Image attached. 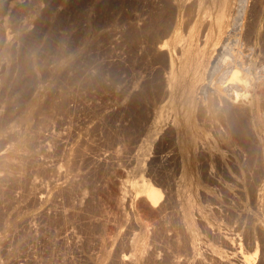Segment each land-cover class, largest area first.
Here are the masks:
<instances>
[{"label": "rangeland", "instance_id": "obj_1", "mask_svg": "<svg viewBox=\"0 0 264 264\" xmlns=\"http://www.w3.org/2000/svg\"><path fill=\"white\" fill-rule=\"evenodd\" d=\"M190 1L0 0V264H244V256L264 264V119L260 125L256 114L242 115L243 102L231 101L243 116L241 135L221 107L202 113L198 97L193 107L200 109L191 111L193 135L202 131L195 137L205 147L191 149L198 152L193 163L180 151L190 129L179 112L183 98L166 81L170 59L177 58L172 34L191 27ZM241 1L235 3L244 14L232 27L240 39L236 51L259 71L264 0ZM163 42L170 45L161 51ZM260 101L263 115L264 96ZM188 170H195L189 180ZM141 177L160 191V201L151 207L131 190ZM193 184L198 196L188 187Z\"/></svg>", "mask_w": 264, "mask_h": 264}, {"label": "bare ground", "instance_id": "obj_2", "mask_svg": "<svg viewBox=\"0 0 264 264\" xmlns=\"http://www.w3.org/2000/svg\"><path fill=\"white\" fill-rule=\"evenodd\" d=\"M237 1V0H236ZM241 0H239V2H240ZM169 2V1H168ZM191 2V4L190 3H187L188 5L190 4V6L188 7V12H189V14H190V16L191 17H189L191 20H192V22H191V27L189 28L188 26V29H186L185 31V33L184 32H181L179 29H175V31H174V33L172 34L173 35V42H174V48H175V53L177 52V58H176V60L175 59H173V58H171L170 59V68H171V70H170V73H168L169 75H167V85H168V87L167 88H170L171 90H173V91H176L177 93H178V95H180V98L182 99L183 98V102H181V104L179 105V107L180 108H182L181 109V111H179V112H181L183 115V121H186L185 123L188 125V127H189V129H190V131L189 130H186L187 132H188V135H187V138L185 137V138H183L184 136H183V133H182V129H181V127H182V124H181V127L180 128H178L179 130L178 131H180L181 130V133H180V138L179 139H182L183 138V143H180V144H182V145H180V147L181 146H183V150H182V147L180 148V151L182 152L183 151V154L186 156V158H187V160H186V158H185V160H186V162L188 161V163H193V160L195 159L194 158V156H193V152H195L194 150V148H198V146L199 145H197L198 144V140H197V138L195 137V135L198 133H195V135H193V133L196 131V126H195V123H194V121H193V114H191V111L194 113V111H195V109L194 108H197L198 106H200L201 107V111L204 109L205 111H206V114L207 113H209V114H212L211 112H213V110H215V109H217L218 107L220 108V111L223 109V112H225V114L227 115V117H229L230 119H231V121H233V123H234V128H237V130H239V128H241L242 130L244 129V128H242L241 127V124H242V121H243V119H242V121L240 120V117H243L242 115H247V114H249V116L250 115H254L255 116V114H256V120H258V121H256V122H259L260 123V125H262V122H263V116H264V114L262 115V113H261V111H260V106H262L261 104H260V100H261V98H262V96H264V69L262 68V69H260L259 71H257V69H259V68H261V67H255L254 65L253 66H251V65H249L248 66V61H244V59L246 58H243L242 56H241V54H240V51L238 50V51H236L237 50V46H239V44H240V39H238V38H236V37H234V35L236 34V32H235V34L232 32L233 30V28L232 27H234V22L236 23V21L235 20H237L238 18H237V16L240 14V16H243V15H241V14H244V13H241V6H240V3L238 4L239 6H240V8L238 9L236 6H237V4L235 3V0H191L190 1ZM242 2V1H241ZM173 3V2H172ZM186 4V5H187ZM174 5V4H173ZM172 5V6H173ZM238 6V7H239ZM242 6H244V5H242ZM256 7V6H255ZM173 9H175V8H173ZM184 9V8H183ZM245 9V8H244ZM186 10V9H185ZM241 10V11H240ZM187 11V10H186ZM244 11V10H243ZM164 12V11H163ZM255 12H257V11H255ZM254 12V13H255ZM262 12V11H261ZM169 13V12H168ZM158 14V13H157ZM172 14V13H171ZM153 15V14H152ZM151 15V16H152ZM173 15V14H172ZM176 15V14H175ZM158 16V15H157ZM162 16V15H161ZM189 16V15H188ZM165 17V16H164ZM174 17V16H173ZM176 17V16H175ZM184 17V16H183ZM182 17V18H183ZM256 17V16H255ZM259 17V16H258ZM169 18V17H168ZM237 18V19H236ZM166 19V18H165ZM190 19H188L189 21H190ZM255 19H257V18H255ZM259 19V18H258ZM156 20V19H155ZM187 20V19H186ZM170 21V20H169ZM159 22V21H158ZM172 22V21H171ZM183 22V21H182ZM241 22V21H240ZM163 23V22H162ZM161 23V24H162ZM188 23V22H187ZM238 23V22H237ZM245 23V22H244ZM157 24V23H156ZM155 24V25H156ZM159 24V23H158ZM166 24V23H165ZM168 24H170V22L168 23ZM173 24V23H172ZM174 25V24H173ZM188 25V24H187ZM243 25V24H242ZM249 25V24H248ZM178 26V25H177ZM238 26V25H237ZM185 27V26H184ZM248 27V26H247ZM146 28V27H145ZM172 28V27H171ZM238 28V27H237ZM254 28V27H253ZM158 29H159V27H158ZM163 29V28H162ZM183 29V28H182ZM185 29V28H184ZM183 29V30H184ZM234 29H236V27L234 28ZM240 29V28H239ZM245 29V28H244ZM27 30V29H26ZM151 30V29H150ZM249 30V33H250V31H251V29L249 28L248 29ZM164 31H165V29H164ZM163 31V32H164ZM253 31V30H252ZM251 31V32H252ZM162 32V31H161ZM261 32V31H260ZM165 33V32H164ZM244 33V32H243ZM253 33V32H252ZM155 34V33H154ZM247 34V33H246ZM249 35V34H248ZM262 35V34H261ZM140 36H141V34H140ZM243 36V35H242ZM250 36V35H249ZM139 37V36H138ZM163 37V36H162ZM171 37V36H170ZM247 37V36H246ZM262 37V36H261ZM147 38V37H146ZM145 38V39H146ZM250 38V37H249ZM248 38V39H249ZM253 38V37H252ZM136 39V38H135ZM141 39V38H140ZM144 39V40H145ZM151 40H152V38H150ZM149 39V40H150ZM148 40V41H149ZM161 40H163V39H161ZM243 40V39H242ZM245 40V39H244ZM159 41V40H158ZM246 42V41H245ZM244 42V43H245ZM149 43V42H148ZM152 43V42H151ZM243 43V42H242ZM155 44V43H154ZM169 44V43H168ZM168 44H167V42H163V43H161L160 44V46H158L159 47V49L161 50V51H164V50H166V48L168 47ZM251 44H252V42H251ZM170 45V44H169ZM244 45V44H243ZM247 46H249L248 44H247ZM250 47V46H249ZM148 49V48H147ZM155 49H156V47H155ZM170 49V48H169ZM245 49H246V47H245ZM244 49V50H245ZM250 49H251V47H250ZM262 49V48H261ZM157 50V49H156ZM247 50H249V49H247ZM152 52V51H151ZM242 52H243V49H242ZM248 52V51H247ZM244 53H246V52H244ZM243 53V54H244ZM151 54V53H150ZM247 54V53H246ZM256 54H257V52H256ZM259 55V54H258ZM162 56V55H161ZM163 57H164V55H163ZM260 57V56H259ZM262 58V57H261ZM260 58V59H261ZM159 59V58H158ZM164 60H165V57H164ZM167 60V59H166ZM259 61V60H258ZM262 61V60H261ZM248 62V63H247ZM156 63V62H155ZM162 63V62H161ZM258 63V62H257ZM254 64V63H253ZM262 64H263V62H262ZM262 64H260V65H262ZM247 65V66H246ZM258 65H259V63H258ZM264 66V65H263ZM262 66V67H263ZM154 69V68H153ZM154 74V73H153ZM157 74H155V76H156ZM158 76H160V75H158ZM162 76V75H161ZM153 77V76H152ZM165 77V76H164ZM155 78V77H154ZM159 78V77H158ZM165 79H166V77H165ZM162 82H163V79H162ZM154 85V84H153ZM155 85H156V83H155ZM166 85V84H165ZM209 85H211V87L213 88V90H211V89H209L208 88V86ZM159 87V86H158ZM162 87V86H161ZM164 88H165V86H164ZM156 90V89H155ZM158 90V89H157ZM165 90V89H164ZM167 91H168V89H167ZM166 91V92H167ZM158 93V92H157ZM144 94V93H143ZM163 94V93H162ZM177 95V94H176ZM139 96V95H138ZM142 96V95H141ZM159 96V95H158ZM199 97V99H200V104L198 103L199 101V99L197 100V98ZM165 98V97H164ZM177 98V97H176ZM232 100H231V99ZM133 99V98H132ZM136 100V99H135ZM138 100V99H137ZM196 100H197V102H196ZM238 100V101H241V103L243 102L244 103V105H245V111L247 112L246 114H242L241 112V116H239L240 115V113H238L237 111H238V109H237V111L235 110V111H233V107H231V101H234V103L236 104V101ZM148 101V100H147ZM179 101V100H178ZM134 102V101H133ZM143 102V101H142ZM194 102L196 103V105H197V103H198V106H196V107H193V105H195L194 104ZM242 103V104H243ZM263 103V102H262ZM135 104H137V101H136V103ZM134 104V105H135ZM147 104H149V103H147ZM169 104V103H168ZM167 104V105H168ZM178 104V103H177ZM237 104H239V102L237 103ZM242 104H239V106L240 105H242ZM177 106V105H176ZM130 107V106H129ZM145 107H146V105H145ZM162 107V106H161ZM200 107H198L199 109H200ZM236 107V106H235ZM131 108V107H130ZM147 108V107H146ZM180 108L179 109H177V110H180ZM236 108H239L238 106L236 107ZM241 108V107H240ZM239 108V109H240ZM139 109V108H138ZM141 109H142V107H141ZM153 109V108H152ZM132 110V109H131ZM133 110H134V108H133ZM176 110V109H175ZM174 110V111H175ZM194 110V111H193ZM204 110L202 111V113L204 112ZM127 111H129V110H127ZM139 111H144L143 109L142 110H139ZM157 111V110H156ZM198 111V110H197ZM200 111V110H199ZM244 110H243V112H245ZM154 112V111H153ZM169 112V111H168ZM222 112V113H223ZM134 113H135V111H134ZM146 113V112H145ZM162 113V112H161ZM170 113V112H169ZM199 113H201V112H199ZM216 114H217V112H215ZM214 113V114H215ZM263 113H264V111H263ZM129 114V113H128ZM140 115V114H138L137 113V111H136V113L134 114V115ZM156 114V113H155ZM176 114V113H175ZM177 114H178V112H177ZM177 114H176V116H177ZM196 114V113H195ZM208 114V115H209ZM213 114V115H214ZM220 114V113H219ZM119 115V114H118ZM121 115V114H120ZM127 115V114H126ZM131 115V114H130ZM136 115V116H137ZM146 115V114H145ZM148 115V114H147ZM152 115V114H151ZM198 115H200V114H198ZM202 115V114H201ZM223 115H224V113L222 114V117H223ZM132 116V115H131ZM142 116V115H141ZM144 116V115H143ZM142 116V117H143ZM181 116V115H180ZM207 116V115H206ZM205 116V117H206ZM210 116H212V115H209V117ZM221 116V115H220ZM156 117V116H155ZM154 117V118H155ZM165 117V116H164ZM179 117V116H178ZM203 117V116H202ZM208 117V116H207ZM215 117V116H214ZM217 117V116H216ZM221 117V118H222ZM226 117V116H225ZM225 117L223 118V120L225 119ZM247 117V116H246ZM133 118V117H132ZM135 118V117H134ZM145 118V117H144ZM149 118V117H148ZM153 118V119H154ZM169 118V117H168ZM204 118V117H203ZM220 118V117H219ZM249 118V117H248ZM247 118V119H248ZM250 118H251V116H250ZM249 118V119H250ZM254 118V117H253ZM138 119H140L139 117H138ZM170 119V118H169ZM207 119V118H206ZM212 119H213V117H212ZM117 120V119H116ZM121 120V119H120ZM126 120V119H125ZM155 120V119H154ZM168 120V119H167ZM197 120H198V118H197ZM209 120H210V118H209ZM216 120V119H215ZM222 120V119H221ZM220 119H219V121H221ZM229 120V119H228ZM253 120V119H252ZM128 121V120H127ZM152 121V120H151ZM159 121V120H158ZM173 121V120H172ZM174 121H175V119H174ZM177 121H179V120H177ZM212 121V120H211ZM244 121H245V119H244ZM249 121V120H248ZM247 121V122H248ZM254 121V120H253ZM116 122V121H115ZM136 122V121H135ZM140 122V121H139ZM149 122V121H148ZM155 122V121H154ZM197 122H199V121H197ZM205 122V121H204ZM203 122V123H204ZM215 122V121H214ZM224 122V121H223ZM256 122H254V123H252V124H255ZM134 123V122H133ZM137 123V122H136ZM141 123V122H140ZM157 123V122H156ZM161 123V122H160ZM175 123V122H174ZM173 123V124H174ZM179 123H180V121H179ZM179 123H176V125L175 126H177V124H179ZM219 123V122H218ZM217 123V124H218ZM226 122H224V124H225ZM232 123V122H231ZM232 123V124H233ZM245 123H246V121H245ZM244 123V124H245ZM135 124V123H134ZM199 124V123H198ZM201 124V123H200ZM206 124H208V123H206ZM215 124V123H214ZM223 124V123H222ZM221 123H220V125H222ZM227 124V123H226ZM243 124V125H244ZM249 124V123H248ZM250 124H251V122H250ZM264 124V123H263ZM118 125V124H117ZM138 125V124H137ZM145 125V124H144ZM152 125H153V123H152ZM170 125V124H169ZM171 125H172V123H171ZM174 125L172 126V127H174ZM187 125H186V127H187ZM203 125V124H202ZM213 125V124H212ZM211 125V127L210 128H212L213 126ZM246 125V124H245ZM256 125H257V123H256ZM154 126V125H153ZM156 126V125H155ZM255 126V125H254ZM259 126V125H258ZM257 126V127H258ZM111 127V126H110ZM147 127V126H146ZM152 127V126H151ZM169 127V126H168ZM171 127V126H170ZM184 127V126H183ZM198 127H200V126H198ZM216 127V126H215ZM214 127V128H215ZM217 127H218V125H217ZM230 127V126H229ZM251 127V126H250ZM253 127V126H252ZM256 127V126H255ZM261 127V126H260ZM259 127V128H260ZM264 127V126H263ZM112 128V127H111ZM123 128V127H122ZM128 128V127H127ZM135 128V127H134ZM158 128V127H157ZM164 128V127H163ZM176 128V129H177ZM201 128V130H202V127H200ZM204 128V127H203ZM213 128V129H214ZM222 128V127H221ZM225 128V127H224ZM232 128V127H231ZM233 128V129H234ZM249 128V127H248ZM131 129V128H130ZM173 129H175V128H173ZM223 129V128H222ZM230 129V128H229ZM246 129V128H245ZM250 129V128H249ZM249 129H246V130H249ZM105 130V129H104ZM132 130V129H131ZM130 130V131H131ZM136 130V129H135ZM134 130V131H135ZM139 130V129H138ZM165 130V129H164ZM198 130V129H197ZM200 130V131H201ZM209 130V129H208ZM105 131H107V129L105 130ZM110 131V130H109ZM166 131V130H165ZM170 131V130H169ZM183 131H185V130H183ZM203 131H204V129H203ZM206 131V130H205ZM211 131V129L209 130V132ZM218 131V130H217ZM223 131V130H222ZM240 131V130H239ZM244 131V130H243ZM249 131H251V129L249 130ZM254 131V130H253ZM253 131H251L252 133H253ZM96 132V131H95ZM122 132V131H121ZM137 132V131H136ZM135 132V133H136ZM151 132V131H150ZM215 132V131H214ZM241 133H242V131H240ZM239 132V133H240ZM114 133V132H113ZM123 133V132H122ZM128 133V132H127ZM131 133V132H130ZM154 133V132H153ZM157 133H159V132H157ZM161 133V132H160ZM164 133V132H163ZM175 133H176V130H175ZM200 133V132H199ZM198 133V134H199ZM201 133H202V131H201ZM200 133V134H201ZM211 133H212V131H211ZM217 133V132H216ZM244 133V132H243ZM243 133L241 134V135H243ZM260 133V132H259ZM112 134V133H111ZM138 134V133H137ZM142 134V133H141ZM152 134V133H151ZM173 134V133H172ZM198 134L196 135V136H198ZM214 134V133H213ZM212 134V135H213ZM218 134V133H217ZM245 134V133H244ZM254 134V133H253ZM109 135V134H108ZM144 135V134H143ZM163 135V134H162ZM167 135V134H166ZM165 135V136H166ZM177 135H178V133H177ZM186 135V134H185ZM252 135V134H251ZM251 135H249V136H251ZM127 136V135H126ZM139 136H141V135H139ZM147 136V135H146ZM154 136V135H153ZM171 136V135H170ZM169 136V137H170ZM173 136V135H172ZM202 136V135H201ZM205 136H207L206 134H205ZM215 136V135H214ZM218 136V135H217ZM220 136H223V135H220ZM229 136H231V135H229ZM238 136V135H237ZM240 136V135H239ZM246 136H248L247 134H246ZM107 137V136H106ZM133 137V136H132ZM142 137V136H141ZM163 137V136H162ZM204 137V136H203ZM223 137H225V136H223ZM130 138V137H129ZM135 138V137H134ZM140 138V137H139ZM172 138V137H171ZM198 138H200L199 136H198ZM215 138V137H214ZM221 138V137H220ZM226 138V137H225ZM258 138V137H257ZM105 139V138H104ZM133 139V138H132ZM144 139V138H143ZM149 139V138H148ZM161 139V138H160ZM169 139V138H168ZM178 139V138H177ZM178 139V140H179ZM206 139H207V137H206ZM217 139V138H216ZM218 139H219V137H218ZM246 139H247V137H245V140H244V137H243V140L244 141H246ZM108 140V139H107ZM111 140V139H110ZM109 140V141H110ZM123 140V139H122ZM156 140V139H155ZM166 139H164V141H165ZM209 140H210V138H209ZM221 139H219V141H220ZM248 141H249V139H247ZM138 141V140H137ZM147 141H149V140H147ZM153 141V140H152ZM160 141V140H159ZM180 141V142H181ZM213 141V140H212ZM251 141V140H250ZM100 142V141H99ZM105 142V141H104ZM161 142H162V140H161ZM200 142V141H199ZM202 142V141H201ZM200 142V143H201ZM215 142H217V141H215ZM222 142H224V141H222ZM247 142V141H246ZM258 142V141H257ZM133 143V142H132ZM145 143V142H144ZM159 143V142H158ZM229 143V142H228ZM245 143V142H244ZM256 143V142H255ZM259 143V142H258ZM115 143H113V145H114ZM137 144V143H136ZM157 144V143H156ZM162 144V143H161ZM160 144V145H161ZM170 144V143H169ZM173 144V143H172ZM212 144H214V143H212ZM246 144H248V142L246 143ZM100 145V144H99ZM111 145V144H110ZM125 145V144H124ZM159 145V146H160ZM171 145V144H170ZM175 145V144H174ZM196 145H197V147H196ZM204 147H205V145L204 144H202ZM201 145V147H203ZM220 145V144H219ZM218 145V146H219ZM129 146V145H128ZM135 146V145H134ZM153 146V145H152ZM214 147L216 146V145H213ZM247 146V145H246ZM104 147V146H103ZM102 147V148H103ZM121 147V146H120ZM143 147V146H142ZM147 147V146H146ZM149 147V146H148ZM165 147V146H164ZM175 147V146H174ZM201 147L199 146V148H200V150H201ZM214 147H212V148H214ZM220 147V146H219ZM221 147H222V145H221ZM230 147H231V145H230ZM235 147V146H234ZM252 147V146H251ZM105 148H106V146H105ZM198 148V149H199ZM254 148V147H253ZM252 148V149H253ZM258 148V147H257ZM110 149V148H109ZM113 149V148H112ZM121 149V148H120ZM125 149V148H124ZM137 149V148H136ZM146 149V148H145ZM154 149H156V148H154ZM171 149H172V147H171ZM174 149V148H173ZM191 149H194L193 151L191 150ZM205 149V148H204ZM207 149V148H206ZM222 149V148H221ZM234 149V148H233ZM264 149V148H263ZM115 150V149H114ZM162 150V149H161ZM164 150H166V149H164ZM227 150V149H226ZM231 150V149H230ZM113 151V150H112ZM119 151V150H118ZM125 151V150H124ZM131 151V150H130ZM144 151H146V150H144ZM150 150L148 149V152H149ZM192 151V152H191ZM198 151V150H197ZM202 151V150H201ZM208 151V150H207ZM213 151V150H212ZM216 151V150H215ZM222 151V150H221ZM234 151V150H233ZM244 151V150H243ZM247 151V150H246ZM126 152V151H125ZM143 152V151H142ZM152 152V151H151ZM168 152H170V151H168ZM176 152V151H175ZM204 152V151H203ZM114 153V152H113ZM121 153H123V151L121 152ZM154 153V152H153ZM196 153V152H195ZM198 153V152H197ZM196 153V154H197ZM202 153V152H201ZM206 153H208V152H206ZM205 153V154H206ZM155 154V153H154ZM204 154V153H203ZM211 154H213V153H211ZM210 154V155H211ZM216 154V153H215ZM222 154V153H221ZM232 154V153H231ZM238 154H240V153H238ZM257 154V153H256ZM116 155V154H115ZM118 155V154H117ZM135 155V154H134ZM163 155V154H162ZM165 155V154H164ZM167 155V154H166ZM210 155H208V156H210ZM227 155V154H226ZM234 155H236V154H234ZM113 156V155H112ZM119 156H121V155H119ZM154 156V155H153ZM174 156V155H173ZM196 156V155H195ZM200 156H202V155H200ZM204 156V155H203ZM206 156V155H205ZM207 156V157H208ZM218 156V155H217ZM227 156H229V155H227ZM242 156V155H241ZM132 157V156H131ZM144 157V156H143ZM156 157V156H155ZM197 157V156H196ZM207 157H205V158H207ZM211 157H215V156H211ZM231 157H233V156H231ZM249 157V156H248ZM252 157V156H251ZM124 158V157H123ZM141 158V157H140ZM176 158V157H175ZM218 157H216V159H217ZM242 158V157H241ZM136 159V158H135ZM138 159V158H137ZM157 159V158H156ZM180 159V158H179ZM199 159V158H198ZM203 159V158H202ZM208 159V158H207ZM219 159V158H218ZM218 159H217V161H218ZM226 159V158H225ZM233 159V158H232ZM250 159V158H249ZM121 160V159H120ZM123 160H125V159H123ZM128 160V159H127ZM126 160V161H127ZM131 160H134V158L133 159H131ZM151 160V159H150ZM162 160V159H161ZM165 160V159H164ZM184 160V161H185ZM205 160V159H204ZM214 160V159H213ZM236 160V159H235ZM255 160V159H254ZM155 161V160H154ZM168 161V160H167ZM196 161H198V160H196ZM195 161V162H196ZM216 161V162H217ZM225 161V160H224ZM234 161V160H233ZM239 161V160H238ZM242 161V160H241ZM252 161V160H251ZM256 161V160H255ZM119 162V161H118ZM137 162V161H136ZM173 162V161H172ZM175 162V161H174ZM211 162H213V161H211ZM215 162V163H216ZM229 162V161H228ZM257 162V161H256ZM262 162V161H261ZM133 163V162H132ZM148 163H150V162H148ZM156 163V162H155ZM161 163H162V161H161ZM179 163V162H178ZM199 163V162H198ZM207 163V162H206ZM214 163V162H213ZM214 163V164H215ZM242 163V162H241ZM251 163V162H250ZM117 164V163H116ZM131 164V163H130ZM196 164V163H195ZM194 164V165H195ZM237 164V163H236ZM252 164V163H251ZM255 164V163H254ZM149 165V164H148ZM161 165V164H160ZM176 165V164H175ZM174 165V166H175ZM185 165V164H184ZM188 165V164H187ZM198 165V164H197ZM203 165V164H202ZM117 166V165H116ZM162 166H164V165H162ZM166 166V165H165ZM180 166V165H179ZM192 166V165H191ZM217 166V165H216ZM231 166V165H230ZM245 166V165H244ZM247 166V165H246ZM248 166H249V164H248ZM131 167V166H130ZM147 167V166H146ZM157 167V166H156ZM182 167V166H181ZM198 167V166H197ZM203 167V166H202ZM205 167V166H204ZM210 167V166H209ZM212 167V166H211ZM218 167V166H217ZM132 168V167H131ZM143 168V167H142ZM162 168V167H161ZM165 168V167H164ZM186 168H187V166H186ZM191 168V167H190ZM207 168V167H206ZM216 168V167H215ZM223 168V167H222ZM229 168V167H228ZM249 168V167H248ZM252 168V167H251ZM254 168H255V166H254ZM264 168V167H263ZM148 169V168H147ZM176 169V168H175ZM179 169V168H178ZM195 169H197V168H195ZM259 169H261V168H259ZM117 170V169H116ZM115 170V171H116ZM125 170H126V168H125ZM143 170V169H142ZM149 170V169H148ZM159 170V169H158ZM187 170V169H186ZM191 170H193V168H191ZM201 170H202V168H201ZM210 170V169H209ZM228 170V169H227ZM231 170V169H230ZM240 170V169H239ZM247 170V169H246ZM249 170V169H248ZM255 170V169H254ZM257 170V169H256ZM121 171V170H120ZM157 171V170H156ZM166 171V170H165ZM184 171V170H183ZM189 171V170H188ZM195 171V170H194ZM194 171H192L191 173H193ZM198 171V170H197ZM197 171H196V175H198L197 174ZM206 171V170H205ZM138 172V171H137ZM178 172H180V171H178ZM209 172V171H208ZM214 171H212V173H213ZM228 172V171H227ZM253 172V171H252ZM262 172H264V170L262 171ZM136 173V172H135ZM134 173V174H135ZM189 173H190V171H189ZM191 173L189 174V175H187L188 174V172L186 171V173H184V176H188V177H186L188 180L189 179H191L192 177H191ZM205 173H207V172H205ZM243 173H245V172H243ZM251 173V172H250ZM186 174V175H185ZM200 174V173H199ZM208 174V173H207ZM218 174V173H217ZM224 174V173H223ZM241 174V173H240ZM257 174V173H256ZM262 174H264V173H262ZM115 175V174H114ZM128 175V174H127ZM131 175V174H130ZM138 175V174H137ZM148 175H149V173H148ZM154 175V174H153ZM178 175V177H180L179 176V174H177ZM183 175V174H182ZM181 175V177H183L184 178V176H182ZM204 175V174H203ZM215 175V174H214ZM253 175H255V174H253ZM118 176V175H117ZM119 176H120V174H119ZM129 176V175H128ZM168 176V175H167ZM192 176H195V173H194V175L192 174ZM209 176H211V175H209ZM239 176V175H238ZM250 176V175H249ZM257 176V175H256ZM260 176H261V174H260ZM153 177V176H152ZM164 177V176H163ZM162 177V178H163ZM171 177H172V175H171ZM189 177H191V178H189ZM235 177H236V175H235ZM247 177V176H246ZM255 177V176H254ZM263 177V176H262ZM115 178V177H114ZM150 178H151V176H150ZM156 178V177H155ZM168 178V177H167ZM173 178V177H172ZM194 178V177H193ZM203 178H205V177H203ZM203 178H201L200 177V179L202 180ZM214 178V177H213ZM216 178V177H215ZM221 178V177H220ZM225 178H227V177H225ZM256 178V177H255ZM157 179V178H156ZM173 179H175V178H173ZM198 179V178H197ZM228 179H229V177H228ZM239 179V178H238ZM246 179V178H245ZM254 179V178H253ZM116 180V179H115ZM122 181H123V179H121ZM125 180V179H124ZM166 180V179H165ZM164 180V181H165ZM183 180H186V179H183ZM183 180H182V184L184 183V182H187V180L186 181H184L183 182ZM193 180V179H192ZM190 180V184L192 185V183H194L195 182V180ZM220 180V179H219ZM232 180V179H231ZM235 180V179H234ZM262 180V179H261ZM264 180V179H263ZM152 181V180H151ZM160 181V180H159ZM175 181H176V179H175ZM200 181V180H199ZM208 181V180H207ZM211 181V180H210ZM217 181V180H216ZM236 181V180H235ZM239 181V180H238ZM257 181V180H256ZM260 181V180H259ZM109 182V181H108ZM115 182V181H114ZM156 182V181H155ZM171 182V181H170ZM192 182V183H191ZM201 182V181H200ZM107 183V182H106ZM112 183H113V181H112ZM125 183V182H124ZM162 183V182H161ZM218 183V182H217ZM246 183V182H245ZM252 183V182H251ZM123 184V183H122ZM154 184V183H153ZM166 184H167V182H166ZM173 184V183H172ZM195 185H196V182L194 183ZM194 184H193V186H188V187H190V189L195 193V195H196V193L198 192V191H196V190H198L197 188H198V186L196 187V190H193L192 189V187H194ZM205 184V183H204ZM104 185V184H103ZM112 185V184H111ZM158 185V184H157ZM175 185V184H174ZM188 185V184H187ZM201 185V184H200ZM210 185V184H209ZM214 185H215V183H214ZM102 186V185H101ZM165 186V185H164ZM176 186V185H175ZM181 186V185H180ZM179 186V187H180ZM182 186H184L185 187V183H184V185H182ZM257 186V185H256ZM262 187H263V185H261ZM128 187V186H127ZM130 187V186H129ZM162 187V186H161ZM178 187V186H177ZM183 187V188H184ZM200 187V186H199ZM255 187V186H254ZM257 187H259V186H257ZM101 188V187H100ZM109 188V187H108ZM113 188V187H112ZM164 188V187H163ZM167 188V187H166ZM181 188V187H180ZM203 188V187H202ZM209 188V187H208ZM220 188V187H219ZM128 189V188H127ZM179 189V188H178ZM185 189V188H184ZM195 189V188H194ZM200 189V188H199ZM204 189V188H203ZM203 189H200V191H203ZM215 189V188H214ZM254 189V188H253ZM257 189V188H256ZM258 189H260V188H258ZM263 189V188H262ZM131 190H134V194H136L135 196L136 197H139V198H142V200L144 201V203H146L147 204V207H151V205H153V204H155V203H157L158 202V200L160 199V197H161V195H160V191L157 189V188H155L153 185H152V183L150 182V180H148V179H145V178H143V177H141V178H139V180L138 181H136L135 183H132L131 184ZM161 190V189H160ZM174 190V189H173ZM180 190V189H179ZM186 190V189H185ZM188 190H189V188H188ZM190 190V193L192 192ZM252 190V189H251ZM264 190V189H263ZM113 191V190H112ZM119 191V190H118ZM164 191H165V189H164ZM175 191V190H174ZM199 191V192H200ZM250 191V190H249ZM255 191V190H254ZM260 191V190H259ZM259 191H257V192H259ZM111 192V191H110ZM116 192V191H115ZM170 192V191H169ZM177 192V191H176ZM182 192H184L183 190H182ZM204 192H206L205 190H204ZM215 192V191H214ZM253 192V191H252ZM264 192V191H263ZM128 193H130V192H128ZM166 193H168V192H166ZM190 193H188L187 194V196L190 194ZM115 194V193H114ZM132 194V193H131ZM186 194V193H185ZM193 194V193H192ZM198 194V193H197ZM201 194V193H200ZM206 194V193H205ZM257 194V193H256ZM259 194V193H258ZM257 194V195H258ZM261 195V201H260V204L262 203V199H263V201H264V194H262V193H260ZM113 195V194H112ZM122 195V194H121ZM168 195V194H167ZM176 195V194H175ZM181 195H183V194H181ZM215 194H213V196H214ZM103 196V195H102ZM110 196V195H109ZM114 196V195H113ZM117 196V195H116ZM127 196V195H126ZM134 196V195H133ZM165 196V195H164ZM190 196V195H189ZM196 196H198V195H196ZM205 196H207V195H205ZM254 196V195H253ZM103 197H105V196H103ZM124 197V196H123ZM129 197V196H128ZM166 197V196H165ZM169 197V196H168ZM184 197H186V196H183V198ZM255 197V196H254ZM111 198V197H110ZM127 198V197H126ZM172 198V197H171ZM170 198V199H171ZM193 198V197H192ZM200 198V197H199ZM205 198V197H204ZM252 198V197H251ZM104 199V198H103ZM113 199V198H112ZM122 199V198H121ZM189 199V198H188ZM190 199H191V197H190ZM190 199H189V202H191L190 201ZM194 199V198H193ZM196 200H197V198H195ZM194 199V200H195ZM206 199V198H205ZM209 199V198H208ZM259 199V198H258ZM258 199H257V201H258ZM136 200H137V198H136ZM139 200V199H138ZM137 200V201H138ZM163 200V199H162ZM166 200V199H165ZM196 200H195V202H196ZM203 200V199H202ZM252 200H253V198H252ZM255 200V199H254ZM260 200V199H259ZM133 201V200H132ZM160 201V200H159ZM173 201H174V199H173ZM177 201V200H176ZM107 202V201H106ZM122 202V201H121ZM127 202V201H126ZM135 202V201H134ZM140 202V201H139ZM168 202V201H167ZM195 202H194V204H195ZM116 203V202H115ZM161 203H163V201L161 202ZM166 203V202H165ZM186 203H188V202H186ZM203 203V202H202ZM205 203V202H204ZM208 203V202H207ZM207 203H205V204H207ZM160 204V203H159ZM173 204V203H172ZM171 204V205H172ZM199 204H201L200 202H199ZM263 204V203H262ZM136 205H137V203H136ZM139 205V204H138ZM148 205H150V206H148ZM253 205H254V203H253ZM259 205V204H258ZM95 206V205H94ZM120 206V205H119ZM140 206V205H139ZM144 206H146V205H144ZM162 206V205H161ZM167 206V205H166ZM169 206V205H168ZM174 206H175V204H174ZM186 206V205H185ZM190 206H191V204H190ZM202 206V205H201ZM263 206H264V204H263ZM93 207V206H92ZM129 207V206H128ZM136 207V206H135ZM156 207H157V205H156ZM184 207V206H183ZM192 208L194 207V206H191ZM190 207V208H191ZM205 207V206H204ZM97 208V207H96ZM143 209H145L144 207H142ZM153 208H154V206H153ZM181 208V207H180ZM196 208V207H195ZM205 208H207V207H205ZM147 209V208H146ZM152 209V208H151ZM185 209V208H184ZM183 209V210H184ZM199 209V208H198ZM244 209V208H243ZM256 209V208H255ZM254 209V210H255ZM126 210H128V209H126ZM129 210H130V208H129ZM137 210H138V208H137ZM142 210V209H141ZM154 210V209H153ZM160 210V209H159ZM158 210V211H159ZM166 210V209H165ZM168 210V209H167ZM190 211H191V209H189ZM195 210H197V208L195 209ZM194 210V211H195ZM202 210V209H201ZM204 210V209H203ZM94 211V210H93ZM148 211V210H147ZM162 211V210H161ZM185 211V210H184ZM187 211V210H186ZM199 211V210H198ZM206 211V210H205ZM84 212V211H83ZM91 212V211H90ZM131 212V211H130ZM138 212V211H137ZM156 212V211H155ZM197 212V211H196ZM92 213V212H91ZM97 213V212H96ZM191 213H193V211L191 212ZM152 214V213H151ZM150 214V215H151ZM156 214H158V213H156ZM183 214H184V212H183ZM194 214V213H193ZM192 214V215H193ZM261 214V213H260ZM142 215V214H141ZM145 215V214H144ZM148 215V214H147ZM187 215V214H186ZM191 215V216H192ZM196 216H197V214H196ZM204 216V215H203ZM149 217V216H148ZM154 217V216H153ZM187 217L189 218V216L187 215ZM193 218H194V216H193ZM32 219V218H31ZM142 219V218H141ZM157 219V218H156ZM165 219V218H164ZM251 219V218H250ZM256 219H258V218H256ZM188 220V219H187ZM186 220V222H188ZM192 220V219H191ZM85 221V220H84ZM258 221V220H257ZM82 222V221H81ZM159 222V221H158ZM31 223H32V221H31ZM85 223V222H84ZM151 223V222H150ZM208 223V222H207ZM243 223V222H242ZM25 224V223H24ZM149 224V223H148ZM155 224V223H154ZM182 224V223H181ZM188 224V223H187ZM191 224V223H190ZM14 225V224H13ZM29 225V224H28ZM183 225V224H182ZM255 225V224H254ZM149 226V225H148ZM180 226V225H179ZM144 227V226H143ZM147 227V226H146ZM145 227V228H146ZM157 227V226H156ZM182 227V226H181ZM187 227V226H186ZM257 227H258V225H257ZM149 228V227H148ZM151 228H153L152 226H151ZM183 228V227H182ZM194 228H196V227H194ZM261 229V228H260ZM184 230V229H183ZM184 231H186V230H184ZM183 231V232H184ZM182 232V231H181ZM193 232H194V230H193ZM192 232V233H193ZM151 233V232H150ZM153 233V232H152ZM186 233V232H185ZM262 233H264L263 231H262ZM148 234V233H147ZM151 235V234H150ZM188 236V235H187ZM193 236V235H192ZM197 236V235H196ZM103 237V236H102ZM151 237V236H150ZM195 237V236H194ZM198 237H200V236H198ZM108 238V237H107ZM185 238H187V237H185ZM190 238V237H189ZM103 239V238H102ZM145 239H147V238H145ZM145 239H144V241H145ZM196 239V238H195ZM110 240V239H109ZM142 240H143V238H142ZM142 240H141V243H143L142 242ZM99 241H100V239H99ZM149 241V240H148ZM190 241H192V240H190ZM110 242V241H109ZM135 242H137V241H135ZM194 242V241H193ZM105 243V242H104ZM101 244H103V243H101ZM106 244V243H105ZM144 244V243H143ZM142 244V245H143ZM188 244V243H187ZM110 245V244H109ZM147 245V244H146ZM145 245V246H146ZM197 245V244H196ZM179 246V245H178ZM109 247V246H108ZM138 247V246H137ZM142 247H144V246H142ZM176 247V246H175ZM190 247V246H189ZM188 247V248H189ZM194 247V246H193ZM186 248V247H185ZM263 247H261V249H262ZM103 249V248H102ZM106 249H107V247H106ZM143 249V248H142ZM191 249V248H190ZM196 249V248H195ZM259 250V249H258ZM109 251V250H108ZM135 251H136V249H135ZM148 251V250H147ZM193 251V250H192ZM105 252V251H104ZM103 252V253H104ZM143 252V251H142ZM262 252V251H261ZM102 253V252H101ZM141 253V252H140ZM139 253V254H140ZM256 253L257 252H255V253H253L254 255H252V256H255L256 255ZM142 254V253H141ZM145 254V253H144ZM147 254V253H146ZM241 254H242V252H241ZM263 254V253H262ZM102 256V255H101ZM239 256V255H238ZM241 256V255H240ZM107 257V256H106ZM143 257H145V256H143ZM102 258V257H101ZM104 258V257H103ZM241 258H243V263L244 264H251L252 262H253V260L254 259H252L253 257H251V256H244V257H241ZM100 259V258H99ZM138 259V258H137ZM136 259V260H137ZM142 259V258H141ZM135 260V259H134ZM261 260H262V258H261ZM98 261V260H97ZM104 262V261H103ZM260 262L261 261H259V264H260ZM98 264V263H97Z\"/></svg>", "mask_w": 264, "mask_h": 264}]
</instances>
